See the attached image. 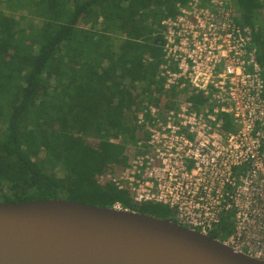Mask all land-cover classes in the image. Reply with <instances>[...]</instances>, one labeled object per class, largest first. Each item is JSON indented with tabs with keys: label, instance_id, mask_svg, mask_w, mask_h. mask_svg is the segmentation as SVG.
Here are the masks:
<instances>
[{
	"label": "trees",
	"instance_id": "1",
	"mask_svg": "<svg viewBox=\"0 0 264 264\" xmlns=\"http://www.w3.org/2000/svg\"><path fill=\"white\" fill-rule=\"evenodd\" d=\"M182 2L0 0V202L119 203L176 222L166 207L136 205L97 177L129 162L125 144L144 101L169 108L161 22ZM233 2L253 29L264 78V0ZM231 233L223 219L208 236L224 242Z\"/></svg>",
	"mask_w": 264,
	"mask_h": 264
},
{
	"label": "built area",
	"instance_id": "2",
	"mask_svg": "<svg viewBox=\"0 0 264 264\" xmlns=\"http://www.w3.org/2000/svg\"><path fill=\"white\" fill-rule=\"evenodd\" d=\"M176 9L161 22L169 108L144 101L125 144L129 162L97 180L134 204L166 207L203 235L226 219L224 243L264 261V78L253 29L233 0H183Z\"/></svg>",
	"mask_w": 264,
	"mask_h": 264
},
{
	"label": "water",
	"instance_id": "3",
	"mask_svg": "<svg viewBox=\"0 0 264 264\" xmlns=\"http://www.w3.org/2000/svg\"><path fill=\"white\" fill-rule=\"evenodd\" d=\"M0 264H264L154 216L73 201L0 202Z\"/></svg>",
	"mask_w": 264,
	"mask_h": 264
},
{
	"label": "rangeland",
	"instance_id": "4",
	"mask_svg": "<svg viewBox=\"0 0 264 264\" xmlns=\"http://www.w3.org/2000/svg\"><path fill=\"white\" fill-rule=\"evenodd\" d=\"M136 205H138V204H136Z\"/></svg>",
	"mask_w": 264,
	"mask_h": 264
}]
</instances>
